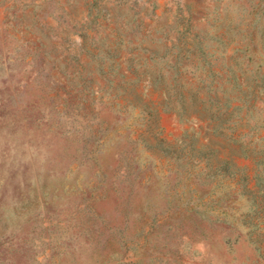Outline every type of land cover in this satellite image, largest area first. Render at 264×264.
I'll list each match as a JSON object with an SVG mask.
<instances>
[{"label": "rangeland", "instance_id": "1", "mask_svg": "<svg viewBox=\"0 0 264 264\" xmlns=\"http://www.w3.org/2000/svg\"><path fill=\"white\" fill-rule=\"evenodd\" d=\"M0 264H264V0H0Z\"/></svg>", "mask_w": 264, "mask_h": 264}]
</instances>
